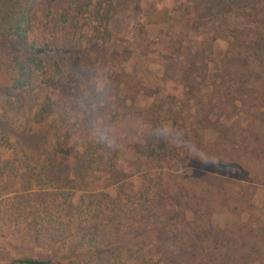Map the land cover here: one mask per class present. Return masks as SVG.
I'll return each mask as SVG.
<instances>
[{
	"label": "rangeland",
	"instance_id": "rangeland-1",
	"mask_svg": "<svg viewBox=\"0 0 264 264\" xmlns=\"http://www.w3.org/2000/svg\"><path fill=\"white\" fill-rule=\"evenodd\" d=\"M155 1L169 18L148 23ZM29 17L27 41L42 49L29 63L30 82L5 90L0 76V264L23 256L152 264L162 209L169 245L201 232L202 251L215 255L224 243L210 238L229 235L237 221L253 231L231 246L264 245V51L258 59L247 47L264 45V3L254 18L198 22L178 0H32ZM97 82L105 87L95 98L119 135L115 153L87 145L76 106ZM115 97L128 115L108 110ZM206 114L218 117L211 128ZM140 153L150 164L135 163ZM181 179L198 184L155 187ZM84 245L89 262H79ZM248 260L264 264V255L251 251Z\"/></svg>",
	"mask_w": 264,
	"mask_h": 264
},
{
	"label": "trees",
	"instance_id": "trees-1",
	"mask_svg": "<svg viewBox=\"0 0 264 264\" xmlns=\"http://www.w3.org/2000/svg\"><path fill=\"white\" fill-rule=\"evenodd\" d=\"M32 0H0V76L3 78V86L5 90H12L17 88L25 87L30 82V72H29V63L33 61L38 54L42 52L40 47L35 46L33 43L27 41V31L29 28V10L30 3ZM179 4H182L189 8L193 13V17L196 21H214L220 19L221 16L228 13L235 14H246L255 17L257 8L260 4L264 3V0H178ZM160 3H155L150 7V9L145 11V21L148 23L154 22H163L169 18L166 10H160ZM107 38L102 39V43H106ZM262 45V41L253 40L252 44H248V49L251 52L253 57H257L260 59L262 57V53L264 51ZM94 53L104 58L102 52V45L94 46ZM133 106V105H132ZM123 104V101H119L117 97L112 101V104L108 106V110L111 111H121L122 116L128 115L130 110ZM125 108L127 109L125 111ZM204 120L206 124L204 128H211L214 126V122L218 121V117H215L214 120H211L209 117L207 118V114L205 115ZM139 116L137 115V118ZM134 123L137 124L140 130L141 121L138 119H134ZM144 130L140 131V135L135 138L137 141H140L144 138ZM195 138L197 142L201 139V136L195 132ZM87 145L97 146L92 143L89 139V143ZM117 148L112 149L115 153ZM111 151V152H112ZM125 153H120V155H124ZM141 154V153H140ZM142 156H139L135 163H148L150 164V154L142 153ZM99 156V155H98ZM110 160L112 166L114 165L112 159L107 157ZM124 160L130 162V160L126 157ZM114 169V166L111 170ZM145 169L146 166H145ZM116 176H122L123 173L121 170H116ZM117 178V177H114ZM198 184V181L194 179H181L178 181H173L171 183H166V185L160 187L159 185L155 186L157 191L165 190H173L174 192H188V188H192ZM169 186V187H168ZM174 188H171V187ZM194 188V187H193ZM172 191V192H173ZM167 192H165L167 196ZM141 194V193H140ZM211 193H209V197ZM144 197V194H143ZM213 202V199L211 198ZM152 203V202H151ZM151 206V205H150ZM150 206L146 207L147 212L152 215ZM153 207H157L156 204L152 205ZM152 207V208H153ZM162 216H156L155 219H158V223H160L159 227L156 228L154 240L157 241V244L152 245L153 249L161 252H158L159 255L152 264H254L249 261L251 256V251H255L256 254L264 255V245L259 244V249L254 248L253 245L247 246L248 249H244L243 253H240L235 248L239 247V243H243V236H249L252 234V226L249 224L241 223L242 221L236 223V225L232 226L228 235L226 232L219 231L216 235V238L211 237V241L213 243H217L218 241H222L224 243L222 250H219L215 255H208L206 251H202V246L199 245V242H203L205 239L202 237L201 232H197L192 236L190 240L189 237L182 239L177 237V241L174 242V246H172V242L167 243V227L170 223H167L169 215L167 211H163ZM173 218L177 221L178 218L173 216ZM180 218H183L181 216ZM168 224V225H167ZM143 234V230H138L136 232L135 237H138ZM180 234V231H173V235ZM221 234V235H220ZM175 236V237H176ZM191 238V237H190ZM189 239V241H187ZM169 240V239H168ZM235 246V248L233 246ZM244 246L243 244H241ZM84 245L83 252H79V262H89L92 259V248ZM172 246V247H171ZM171 253V254H170ZM95 254V252H94ZM172 257V261L168 262L167 258ZM248 260V261H247ZM11 263L17 264H53V261L50 258H46L44 260L34 259L32 257H18L13 259ZM151 264V263H150ZM260 264V263H258Z\"/></svg>",
	"mask_w": 264,
	"mask_h": 264
},
{
	"label": "clouds",
	"instance_id": "clouds-1",
	"mask_svg": "<svg viewBox=\"0 0 264 264\" xmlns=\"http://www.w3.org/2000/svg\"><path fill=\"white\" fill-rule=\"evenodd\" d=\"M103 83L86 84L76 102L82 119L87 120V132L90 141L102 149L112 150L119 147V135L116 128L109 123V117L104 111L103 103L95 97L104 92Z\"/></svg>",
	"mask_w": 264,
	"mask_h": 264
}]
</instances>
